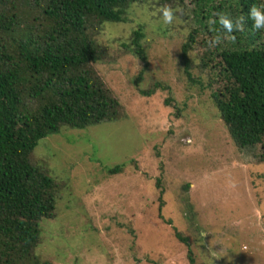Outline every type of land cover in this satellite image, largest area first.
<instances>
[{
  "label": "rangeland",
  "instance_id": "obj_1",
  "mask_svg": "<svg viewBox=\"0 0 264 264\" xmlns=\"http://www.w3.org/2000/svg\"><path fill=\"white\" fill-rule=\"evenodd\" d=\"M165 5L183 9L167 26L160 13ZM138 28L147 59L140 84L160 81L168 91L143 97L131 84L141 62L122 44ZM188 30L181 0L133 2L121 21L100 25L94 39L112 59L96 67L126 117L61 128L34 147L35 163L63 185L55 216L40 222V258L50 264H188L173 227L187 237L192 264H264V159L241 161L208 90L186 79L178 52ZM188 56L196 63L193 53ZM120 162V172H105Z\"/></svg>",
  "mask_w": 264,
  "mask_h": 264
},
{
  "label": "trees",
  "instance_id": "obj_2",
  "mask_svg": "<svg viewBox=\"0 0 264 264\" xmlns=\"http://www.w3.org/2000/svg\"><path fill=\"white\" fill-rule=\"evenodd\" d=\"M137 1L0 0V264H50L35 248L40 222L55 216V197L63 185L35 163L33 149L61 128L125 119L123 105L96 67L112 58L94 36L103 22L121 21L128 5ZM181 2L189 30L179 46L178 62L186 79L208 90L241 161H262L264 30H252L249 9L264 0ZM215 13H227L233 20L243 16L244 31H236L234 41L209 47L220 34L219 23H209ZM142 36L139 28L131 31L129 44L122 47L141 62L131 84L147 97L169 87L160 81L141 86L147 69ZM173 108L178 117L179 108ZM124 166L120 162L105 172L115 174ZM171 229L192 264L187 237Z\"/></svg>",
  "mask_w": 264,
  "mask_h": 264
},
{
  "label": "clouds",
  "instance_id": "obj_3",
  "mask_svg": "<svg viewBox=\"0 0 264 264\" xmlns=\"http://www.w3.org/2000/svg\"><path fill=\"white\" fill-rule=\"evenodd\" d=\"M175 12H183V9L177 5L175 10L165 5L160 9L163 24L165 26L171 25L176 19ZM215 19L209 21L210 24L220 25V34H218L213 41L209 44V47H213L216 44L222 42V40L234 41L236 39L234 33L236 31H244L243 16L233 20L227 13H215ZM249 18L252 20V30L260 31L264 30V4H253L249 9ZM234 186V185H233Z\"/></svg>",
  "mask_w": 264,
  "mask_h": 264
}]
</instances>
